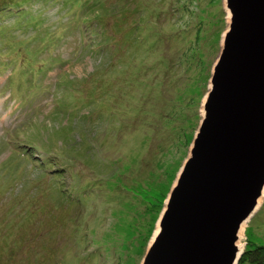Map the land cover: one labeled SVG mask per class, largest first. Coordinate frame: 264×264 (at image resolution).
<instances>
[{
	"label": "rangeland",
	"instance_id": "374dc122",
	"mask_svg": "<svg viewBox=\"0 0 264 264\" xmlns=\"http://www.w3.org/2000/svg\"><path fill=\"white\" fill-rule=\"evenodd\" d=\"M14 1L0 0V264H141L199 126L224 0ZM241 236L264 247V197Z\"/></svg>",
	"mask_w": 264,
	"mask_h": 264
},
{
	"label": "water",
	"instance_id": "95a60500",
	"mask_svg": "<svg viewBox=\"0 0 264 264\" xmlns=\"http://www.w3.org/2000/svg\"><path fill=\"white\" fill-rule=\"evenodd\" d=\"M201 119L141 264H237L264 197V0H224Z\"/></svg>",
	"mask_w": 264,
	"mask_h": 264
},
{
	"label": "trees",
	"instance_id": "16d2710c",
	"mask_svg": "<svg viewBox=\"0 0 264 264\" xmlns=\"http://www.w3.org/2000/svg\"><path fill=\"white\" fill-rule=\"evenodd\" d=\"M15 0L14 2H16ZM27 1V0H23ZM33 1V0H31ZM50 1V0H49ZM62 0H54V3L57 5V3L61 2ZM67 0H64V2ZM72 4V0L67 1V5ZM14 5H7V7H13ZM24 5H26L24 3ZM27 6V5H26ZM19 19V18H16ZM5 29H0V35ZM1 53V52H0ZM264 247L263 246H255L254 248H250V250L246 247V250L241 254V257L237 264H264Z\"/></svg>",
	"mask_w": 264,
	"mask_h": 264
},
{
	"label": "bare ground",
	"instance_id": "6f19581e",
	"mask_svg": "<svg viewBox=\"0 0 264 264\" xmlns=\"http://www.w3.org/2000/svg\"><path fill=\"white\" fill-rule=\"evenodd\" d=\"M189 128V127H188ZM10 129H12V128H10ZM187 130H190V129H187ZM189 132V131H188ZM118 164V163H117ZM117 169V168H116ZM56 170V169H55ZM168 172H169V170H168ZM262 199V198H261ZM260 199V200H261ZM258 206H259V202H258ZM108 223V222H107ZM109 224V223H108ZM100 230V229H99Z\"/></svg>",
	"mask_w": 264,
	"mask_h": 264
}]
</instances>
